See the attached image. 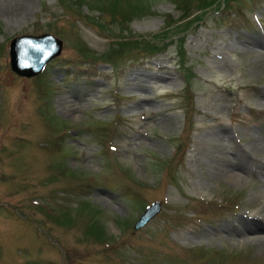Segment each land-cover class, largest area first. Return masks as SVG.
<instances>
[{
	"label": "rangeland",
	"instance_id": "rangeland-1",
	"mask_svg": "<svg viewBox=\"0 0 264 264\" xmlns=\"http://www.w3.org/2000/svg\"><path fill=\"white\" fill-rule=\"evenodd\" d=\"M68 3L0 10V264H264V219H244L254 237L237 221L254 207L264 215L254 199L264 188V0L219 11L199 0ZM40 33L61 39L59 54L40 74L15 75L3 43ZM155 34L165 37L153 55L114 45ZM217 130L230 136L214 148ZM253 144L260 169L244 164ZM225 159L240 164L241 183L210 179ZM155 200L157 214L133 229ZM92 225L102 238L86 234Z\"/></svg>",
	"mask_w": 264,
	"mask_h": 264
},
{
	"label": "water",
	"instance_id": "water-1",
	"mask_svg": "<svg viewBox=\"0 0 264 264\" xmlns=\"http://www.w3.org/2000/svg\"><path fill=\"white\" fill-rule=\"evenodd\" d=\"M60 46V40L48 34L37 37L17 36L11 39L8 47L10 68L19 75L35 74L48 59L59 53ZM157 210L158 203H152L141 214L134 227L143 225Z\"/></svg>",
	"mask_w": 264,
	"mask_h": 264
},
{
	"label": "bare ground",
	"instance_id": "bare-ground-1",
	"mask_svg": "<svg viewBox=\"0 0 264 264\" xmlns=\"http://www.w3.org/2000/svg\"><path fill=\"white\" fill-rule=\"evenodd\" d=\"M11 0H1L0 1V10L4 9V8H7V6L9 5V2ZM23 1H27V0H23ZM28 6V5H27ZM159 76V75H158ZM69 113V112H67ZM213 136H216L217 138V141L219 143H217L216 145H214L213 147L214 148H219V145H220V142L223 141V140H226L228 141L229 140V136L228 134L226 133H223L221 130H217V131H213ZM216 141V142H217ZM254 147H257L256 145L253 144V146H251V148H248L247 152L243 151L241 153H243L244 157H245V160L244 161V164H249L251 166H255L257 169H260V166H259V159L256 158V156L253 154L255 149ZM262 150V149H261ZM263 151V150H262ZM261 151H259L260 153ZM258 155V154H257ZM261 155V153L259 154ZM264 155V154H263ZM208 158L212 159L213 158V155H208ZM239 158V157H238ZM219 161V160H218ZM246 162V163H245ZM262 167H264V163L262 162L261 163ZM240 165V164H239ZM239 165L238 163H232V162H229L228 159H225L223 161V165L222 166H219L217 161H214L212 163V166L213 168L210 170V173L208 174V176L211 178H217V177H225V178H228V179H231L233 180L234 182H238V183H241L242 182V176L237 172V171H240V170H236L239 168ZM214 175H218L217 177H214ZM237 183V184H238ZM244 184V183H243ZM239 185V184H238ZM237 185V186H238ZM254 199H261V201L263 202L264 204V188L262 189V191H260L259 193H256V195L254 196ZM258 202V201H256ZM258 205V204H257ZM262 204L258 205V206H261ZM263 207V206H262ZM261 208V207H260ZM244 214L243 215H240L238 216L237 218V221L239 222L238 223V232H245L244 234L245 235H249L250 237L253 236L257 233H255L253 230L252 227L250 226H247V220H248V215L249 217L250 216H257V214L264 219V215L261 213V210H259L258 208L254 207L253 211L250 212V211H246V212H243ZM250 213V214H249ZM236 213H234L233 215H235ZM237 216V214H236ZM244 219H247L246 221H244ZM228 227V226H227ZM233 233V231H232ZM241 234V233H240ZM239 234V235H240ZM263 236V235H262ZM254 239V238H253ZM256 239V238H255ZM192 240V241H191ZM191 240H188L189 242H195L194 238L191 239Z\"/></svg>",
	"mask_w": 264,
	"mask_h": 264
},
{
	"label": "trees",
	"instance_id": "trees-1",
	"mask_svg": "<svg viewBox=\"0 0 264 264\" xmlns=\"http://www.w3.org/2000/svg\"><path fill=\"white\" fill-rule=\"evenodd\" d=\"M79 0H74V3H70V4H75L76 6H79V2H77ZM200 3H196L197 4V7L199 8L200 6H205L207 4H212V3H215L214 4V8H218L219 7V4H218V1L216 2V0H199ZM204 1V2H203ZM224 2H226L227 0H223ZM141 7L142 6H131V8H133V11L134 12H129V13H135L136 12H140L141 11ZM128 12L126 13L127 15L129 14ZM183 13L185 14V12L183 11ZM185 17H187V15L185 14ZM189 23V22H188ZM163 38V37H161ZM181 39V38H180ZM159 40H162L159 38V36L156 34V35H153L152 38L150 39H145L144 42L142 44H139V42H136L135 44H131V45H128L126 46L129 41H132V40H126V41H121V42H114V45H118V47H126L127 51H129L130 49L134 48V49H140L142 52L144 53H155L157 52V50H159V47L157 46L158 43H160ZM86 52H79L80 56L82 57H85L86 55H88L89 53L87 52V50L85 49ZM112 53V54H111ZM179 54H181V50L179 51ZM114 56L113 52H110V51H104L103 53H101L99 55V57L101 59H110ZM93 228V229H91ZM91 228H89V230L91 231V233H93L96 237L100 238L101 237V234H100V231H101V227L99 225H92Z\"/></svg>",
	"mask_w": 264,
	"mask_h": 264
}]
</instances>
